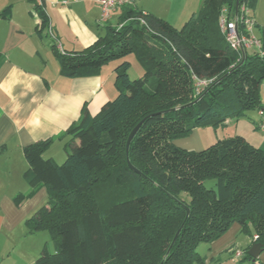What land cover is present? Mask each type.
<instances>
[{
  "label": "trees",
  "instance_id": "16d2710c",
  "mask_svg": "<svg viewBox=\"0 0 264 264\" xmlns=\"http://www.w3.org/2000/svg\"><path fill=\"white\" fill-rule=\"evenodd\" d=\"M27 2L40 35L46 14L37 0ZM256 2L202 0L179 29L124 6L117 25L104 26L89 47L64 53L51 46L61 75L70 79L118 62L117 95L93 116L83 107L57 138L69 137L62 164L43 158L51 138L23 150L22 179L30 188L43 186L48 197L26 225L47 233L54 246L50 252L44 245L34 264H204L196 249L235 224L264 250V151L238 136L201 151L174 144L197 128L215 130L263 107L264 30L260 51L239 61L219 30L222 7L253 12ZM129 56L143 67L132 82ZM195 80L212 81L196 95ZM139 122L126 154L127 136ZM210 181L214 189L205 187ZM248 250L237 264L252 261Z\"/></svg>",
  "mask_w": 264,
  "mask_h": 264
},
{
  "label": "crops",
  "instance_id": "0c3cea01",
  "mask_svg": "<svg viewBox=\"0 0 264 264\" xmlns=\"http://www.w3.org/2000/svg\"><path fill=\"white\" fill-rule=\"evenodd\" d=\"M37 1L48 22L40 35L36 30L38 19L27 0H0V264H34L43 246L48 248V234L32 233L26 225L37 210L47 205L48 197L43 186L30 188L22 179L28 168L24 148L51 138L53 142L43 158L59 164L65 160L63 151L69 137L57 138L79 120L83 107L93 116L117 95L113 72L118 62L103 66L97 75L70 79L61 75L51 46L55 44V49L64 53L89 47L104 34V26L117 25L122 9L102 23L96 0ZM201 3L202 0H134L130 6L179 29ZM257 3L252 16L257 27L253 28L254 35L259 40V30H264V0ZM7 8L9 11L4 12ZM259 93L263 106L264 81ZM258 118V110L249 111L226 119L215 131L207 127L195 129L184 139L186 145L178 143L180 140L174 144L187 151H201L209 142L206 147L238 136L264 151V130L258 128ZM213 138L216 139L211 142ZM19 195L25 199L16 205L14 199ZM252 245V238L241 234L240 226L235 224L221 238L196 250L204 264H237L232 252H244ZM49 251L54 252L53 244ZM255 263L264 264V250Z\"/></svg>",
  "mask_w": 264,
  "mask_h": 264
},
{
  "label": "built area",
  "instance_id": "2783aa9c",
  "mask_svg": "<svg viewBox=\"0 0 264 264\" xmlns=\"http://www.w3.org/2000/svg\"><path fill=\"white\" fill-rule=\"evenodd\" d=\"M134 0H96L101 13L100 22L107 23L111 14L124 6L132 5ZM253 12L246 6H237L235 11L222 7L219 15V30L230 49L237 53L238 61L244 54L251 51H260V41L254 35L255 22ZM212 80H195V93L199 94ZM258 128L264 130V105L258 109ZM255 238V237H254ZM233 260L237 261L243 257V252L235 250L232 252Z\"/></svg>",
  "mask_w": 264,
  "mask_h": 264
},
{
  "label": "rangeland",
  "instance_id": "374dc122",
  "mask_svg": "<svg viewBox=\"0 0 264 264\" xmlns=\"http://www.w3.org/2000/svg\"><path fill=\"white\" fill-rule=\"evenodd\" d=\"M257 1H259V0H257ZM257 4L258 3L256 2V6H257ZM126 60H128V62L130 63V68H129L127 73H128V77L131 80V82L133 80L141 78L142 75H143V72H142L143 71V67H142L141 63L137 59H135L134 56H131V57L129 56ZM207 128H210V127H207ZM210 129L213 130V131L217 130V129L214 130L212 128H210ZM215 133H216V136L219 135L220 134V130L215 132ZM213 137H215V135H213ZM184 139H186V138H184ZM184 139H179L180 141L178 143L186 145L187 142L185 143L186 140H184ZM215 139L216 138H213V140L211 139V142H213ZM207 144L210 145L211 143L209 142ZM208 145H205L204 148H207L206 146H208ZM59 162H60L59 164H62L61 162H63V161H59ZM213 183L214 182L210 181V182H206L204 185H205L206 188L214 189ZM47 237L49 239L48 242H47L48 243V249L50 250L51 246H52V243L50 242L51 240H50L49 236H47ZM200 249H202V248H200ZM242 264H247V262H242Z\"/></svg>",
  "mask_w": 264,
  "mask_h": 264
},
{
  "label": "water",
  "instance_id": "95a60500",
  "mask_svg": "<svg viewBox=\"0 0 264 264\" xmlns=\"http://www.w3.org/2000/svg\"><path fill=\"white\" fill-rule=\"evenodd\" d=\"M191 105H192V104H191ZM189 106H190V105H189ZM141 124H142V123L139 122L138 125H136V126L132 129V131L130 132V134L127 136L128 138H127V141H126V146H125V148H124L126 154L128 153V150H127V149H129V145H130L132 139L134 138V135H136V133L138 132V130H139ZM126 163L128 164L129 168L135 173V175H136V174H139L138 171H135V169H134V168H133V167H132L127 161H126ZM185 212H187V214H188V212H189L188 209H186ZM180 229H181V228H180ZM180 229L177 231V233H176L175 236L173 237L172 244L176 241L177 236H178L179 233H180ZM260 246H261V245L258 244V243H256V244L250 246V249L248 250L247 255L250 257V259H251L252 261H255V259H257V258H258V255L261 253V248H262V247H260Z\"/></svg>",
  "mask_w": 264,
  "mask_h": 264
}]
</instances>
